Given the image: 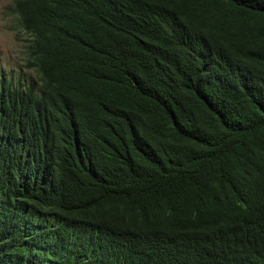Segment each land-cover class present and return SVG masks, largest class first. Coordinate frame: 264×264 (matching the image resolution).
<instances>
[{
    "label": "trees",
    "instance_id": "obj_1",
    "mask_svg": "<svg viewBox=\"0 0 264 264\" xmlns=\"http://www.w3.org/2000/svg\"><path fill=\"white\" fill-rule=\"evenodd\" d=\"M0 264H264V0H12Z\"/></svg>",
    "mask_w": 264,
    "mask_h": 264
},
{
    "label": "rangeland",
    "instance_id": "obj_2",
    "mask_svg": "<svg viewBox=\"0 0 264 264\" xmlns=\"http://www.w3.org/2000/svg\"><path fill=\"white\" fill-rule=\"evenodd\" d=\"M12 0L0 4V75L8 78L22 77L29 80L36 78L35 70L26 68L25 65V38L20 30L13 29L15 20L7 13V6Z\"/></svg>",
    "mask_w": 264,
    "mask_h": 264
},
{
    "label": "clouds",
    "instance_id": "obj_3",
    "mask_svg": "<svg viewBox=\"0 0 264 264\" xmlns=\"http://www.w3.org/2000/svg\"><path fill=\"white\" fill-rule=\"evenodd\" d=\"M5 2H6V0H0V4H3Z\"/></svg>",
    "mask_w": 264,
    "mask_h": 264
}]
</instances>
